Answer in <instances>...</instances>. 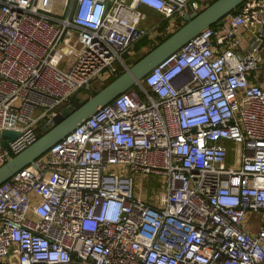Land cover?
<instances>
[{"label":"built area","instance_id":"obj_1","mask_svg":"<svg viewBox=\"0 0 264 264\" xmlns=\"http://www.w3.org/2000/svg\"><path fill=\"white\" fill-rule=\"evenodd\" d=\"M203 7L0 0V164L128 66L148 10ZM263 49L264 0H245L2 182L0 264H264Z\"/></svg>","mask_w":264,"mask_h":264},{"label":"water","instance_id":"obj_2","mask_svg":"<svg viewBox=\"0 0 264 264\" xmlns=\"http://www.w3.org/2000/svg\"><path fill=\"white\" fill-rule=\"evenodd\" d=\"M245 0H214L199 11L184 15V23L164 40L154 45L114 79L91 94L79 106L66 104L54 116L53 124L22 151L0 164V184L37 158L65 137L79 123L90 117L98 108L111 102L128 88L140 83L145 75L167 56L178 50L201 30L213 24H222L226 15L237 9ZM17 131L3 130V144L14 138Z\"/></svg>","mask_w":264,"mask_h":264},{"label":"trees","instance_id":"obj_3","mask_svg":"<svg viewBox=\"0 0 264 264\" xmlns=\"http://www.w3.org/2000/svg\"><path fill=\"white\" fill-rule=\"evenodd\" d=\"M212 1L214 0H209V3H211ZM201 10V9H200ZM181 19H178L176 21V24H179L178 26L176 27H179L180 25H182L184 23V18H182V23L180 22ZM155 21L159 22L160 24H158V27L156 28V30L153 32H150L148 34H145L143 37H141L134 45H133V48H132V51L134 52V54L139 51L142 47H145V46H148V45H151V48L156 45L157 43H159L160 41L164 40L168 35L171 34L172 31H163L165 29V27L170 24V21L168 18H165V17H161V18H158L157 20H154L152 23H149V22H146L147 25L151 26V24H153ZM217 24H213L212 26H216ZM150 48V49H151ZM130 53V52H129ZM128 54L126 53L125 56H124V59L126 61L127 64L130 63L129 61V57L130 56H127ZM124 67L120 64H117L116 65V68L111 71V73L106 77L105 79V84L108 83L109 81H111L112 79H114L116 76H118L120 73H122L124 71ZM104 84V85H105ZM84 88V87H82ZM81 88V89H82ZM80 90V89H79ZM78 90V91H79ZM95 92V91H94ZM93 92V93H94ZM92 93V94H93ZM89 97V96H88ZM87 97V98H88ZM86 98V99H87ZM86 99H83V100H80L78 99V97H75V95H72L71 99H70V103L72 105H75V106H79L81 103H83ZM65 105L62 104L61 107H63ZM60 107V108H61ZM46 128H39L38 129V137L40 135H42L44 132H45Z\"/></svg>","mask_w":264,"mask_h":264},{"label":"rangeland","instance_id":"obj_4","mask_svg":"<svg viewBox=\"0 0 264 264\" xmlns=\"http://www.w3.org/2000/svg\"><path fill=\"white\" fill-rule=\"evenodd\" d=\"M161 14L156 13V14H149L148 18H147V22L152 23L154 20H157L158 18H161ZM180 22L182 23V20H180ZM179 24H175L173 27L174 29L177 28L176 26H178ZM172 29V31L174 30ZM151 48V45L145 46L143 49L137 51L135 54L132 55V57L129 59L130 63L128 64V66L130 64H132L136 59H138L140 56H142L145 52H147L149 49ZM105 79L106 78H102L99 77L98 79H96L95 81L92 82V84L90 85V87H84L82 89H80L79 91H77L74 95L75 97H78V99L83 100L86 99L88 96H90L94 91H97L98 89H100L104 84H105ZM228 163H230V161L228 160ZM145 189L151 191V189H161V187L158 185L157 180H151L148 183H145ZM163 188V186H162Z\"/></svg>","mask_w":264,"mask_h":264},{"label":"crops","instance_id":"obj_5","mask_svg":"<svg viewBox=\"0 0 264 264\" xmlns=\"http://www.w3.org/2000/svg\"><path fill=\"white\" fill-rule=\"evenodd\" d=\"M201 1L203 2L204 7H205L206 5H208L207 3L209 2V0H201ZM149 14H153V15H154V14H156V12L153 11V10H148V15H149ZM169 21H170V20H169ZM146 22H147V21L144 22V26L149 27L150 25L148 26ZM155 23L160 24V23L157 22V21H155L153 24H155ZM153 24H151V26H152ZM175 24H176V21L173 22V23L170 22V24H168V25L165 27V29H164L163 31H168V32H169V31H172V29H174L173 27H175V26H174ZM216 26H217V25H216ZM175 29H176V28H175ZM175 29H174V30H175ZM244 32H248V31H245V30H244ZM153 33H154V32H153ZM244 34H246V33H244ZM247 39H248L247 37H244V41H245V43H246V44H245L246 47H247ZM143 48H144V47H142L141 49H143ZM141 49H140V50H141ZM129 52H130V53H129ZM129 52H127V54H128L127 56H130V57H129V59H130V58L132 57V55L134 54V52L132 51V49H130ZM263 52H264V49H263ZM263 55H264V54H263Z\"/></svg>","mask_w":264,"mask_h":264}]
</instances>
